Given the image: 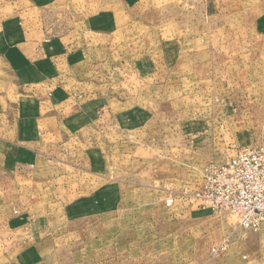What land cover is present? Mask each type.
Returning <instances> with one entry per match:
<instances>
[{"label":"rangeland","instance_id":"374dc122","mask_svg":"<svg viewBox=\"0 0 264 264\" xmlns=\"http://www.w3.org/2000/svg\"><path fill=\"white\" fill-rule=\"evenodd\" d=\"M68 43L57 85L87 117L66 152L0 129V264H264V222L193 196L264 145V0H0V108L15 51L48 68Z\"/></svg>","mask_w":264,"mask_h":264},{"label":"crops","instance_id":"0c3cea01","mask_svg":"<svg viewBox=\"0 0 264 264\" xmlns=\"http://www.w3.org/2000/svg\"><path fill=\"white\" fill-rule=\"evenodd\" d=\"M68 44L67 58L65 55L59 56V61H54L48 65V68L42 66L39 59L35 61L37 64L28 60L24 62V55L28 58L34 56L33 44L19 48L21 53L15 51L10 64L8 61L6 62L7 65L13 66L15 69L12 74H16V79L20 83L19 87L22 89L19 92L21 96H18L21 103L12 106L13 109L10 111L7 110L9 109L8 105L0 108V129H6L7 137L9 134L15 135L16 141L20 139L21 135L25 136L26 132L32 133L31 141L25 140L22 143L34 146L39 152H41V147L45 146L43 141L45 137L49 139V145L53 146L55 150L63 146L66 152L67 130L74 126L72 124L79 120L85 121L87 117V112L80 105L82 102L73 101L70 94H67V90L61 85H57L59 81L56 73L61 76L62 71H65L64 65L68 66L66 60L68 63V60L74 57V54L70 55L71 45ZM18 47H20L19 44L16 48ZM38 56L39 54H37ZM57 69H59L58 72H56Z\"/></svg>","mask_w":264,"mask_h":264},{"label":"built area","instance_id":"2783aa9c","mask_svg":"<svg viewBox=\"0 0 264 264\" xmlns=\"http://www.w3.org/2000/svg\"><path fill=\"white\" fill-rule=\"evenodd\" d=\"M193 196L203 208L232 212L243 228L259 230L264 222V145L244 146L227 162L209 164ZM227 247L225 240L212 253L219 255Z\"/></svg>","mask_w":264,"mask_h":264}]
</instances>
